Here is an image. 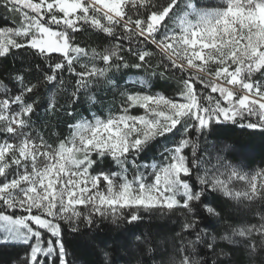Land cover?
<instances>
[{"label": "snow or ice", "instance_id": "6c2138e0", "mask_svg": "<svg viewBox=\"0 0 264 264\" xmlns=\"http://www.w3.org/2000/svg\"><path fill=\"white\" fill-rule=\"evenodd\" d=\"M0 9L12 21L0 25V59L20 65L0 79V246H23L11 264H85L71 258L68 235L89 264H264V167L242 163L245 145L208 142L229 126L264 136V0H0ZM89 31L102 43L78 41ZM129 68L180 73L175 95L123 90L118 110L75 117ZM42 88L45 115L73 119L54 140L37 127ZM177 214L170 238L141 228L146 216Z\"/></svg>", "mask_w": 264, "mask_h": 264}, {"label": "trees", "instance_id": "16d2710c", "mask_svg": "<svg viewBox=\"0 0 264 264\" xmlns=\"http://www.w3.org/2000/svg\"><path fill=\"white\" fill-rule=\"evenodd\" d=\"M208 3H214L215 0H207ZM0 16H3V19H0V25L5 23L11 24L12 21L8 16H5L3 10L0 9ZM78 41L82 43H91L93 46L96 44L102 43L101 36L94 34L92 32H82L77 35ZM30 59V58H29ZM39 62V61H37ZM156 61L154 60L153 63ZM19 57L13 59L9 57L7 59H0V79H6L7 75L14 69L19 67ZM168 76L167 79H161L158 76H151L150 73L145 72V70L140 69H121L119 72H116L114 75V79H116L120 85L118 89H112L111 91H99L97 95L102 97V103L95 107H91L87 103H80L75 106V117L79 118L80 116H89L90 110L96 112L97 115L107 116L109 111H116L119 108L121 97L120 91H145L150 93H161L167 96H174L177 86V79L180 76V73H176L175 77H173L170 73L166 74ZM67 77V74H66ZM147 78L151 81V87H143L136 81ZM35 82V81H33ZM48 91L46 89L40 90L39 97V107L37 109L36 116L39 118L37 121V127L43 129L46 136L51 137V140H54L55 137L52 136L53 132H58L62 136L67 135V123L73 122V119L66 116L63 113H58L55 116L45 115V106L47 103ZM86 98H82L84 100ZM59 103H64V98H59ZM142 109H134L133 114H140ZM179 138V133L175 137L169 136L167 138H159L155 141L148 152L144 153L141 156L142 162H152L154 157H157L159 152L164 149V147H171L173 141ZM219 140H227L228 142H235L242 145H245L247 148L245 157L242 163L247 164L250 168H260L264 167V136L259 134H253L250 131L240 130L234 126L225 127L220 132L210 135L208 137L209 146L212 142ZM50 140V142H51ZM108 164L102 165V167H108ZM114 167V166H113ZM231 211V209L229 210ZM17 214H21L17 212ZM181 217L179 214L173 215L171 217L168 216H146L141 228L144 231L148 230V226H151L153 230H157L160 228H164L167 237H171L173 235L172 232L168 231L170 229H175L179 231V221ZM203 227V225H201ZM113 226L107 225L104 229V232L101 235H104L111 229ZM111 235H115V233H111ZM161 238H164L162 234ZM68 250L70 254L74 253L71 256L74 260H83L85 264H89L92 257L87 254L80 242L79 236L68 235ZM22 247L20 245L17 246H0V264H11V262L16 259L18 256L23 255ZM163 247H168L167 244L163 245ZM236 259L241 260L240 253L236 254Z\"/></svg>", "mask_w": 264, "mask_h": 264}, {"label": "rangeland", "instance_id": "374dc122", "mask_svg": "<svg viewBox=\"0 0 264 264\" xmlns=\"http://www.w3.org/2000/svg\"><path fill=\"white\" fill-rule=\"evenodd\" d=\"M161 151H163V150H161ZM161 151H160V152H161Z\"/></svg>", "mask_w": 264, "mask_h": 264}]
</instances>
